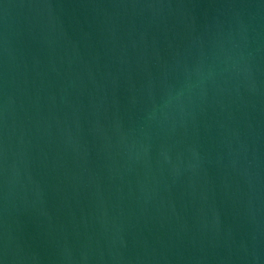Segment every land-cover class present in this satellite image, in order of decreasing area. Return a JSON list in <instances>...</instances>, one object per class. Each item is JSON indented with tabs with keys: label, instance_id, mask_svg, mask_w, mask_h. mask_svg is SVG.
Masks as SVG:
<instances>
[{
	"label": "water",
	"instance_id": "95a60500",
	"mask_svg": "<svg viewBox=\"0 0 264 264\" xmlns=\"http://www.w3.org/2000/svg\"><path fill=\"white\" fill-rule=\"evenodd\" d=\"M0 264H264V0H0Z\"/></svg>",
	"mask_w": 264,
	"mask_h": 264
}]
</instances>
